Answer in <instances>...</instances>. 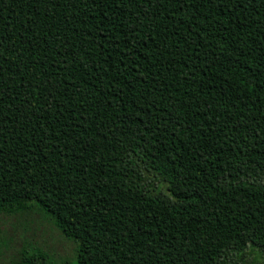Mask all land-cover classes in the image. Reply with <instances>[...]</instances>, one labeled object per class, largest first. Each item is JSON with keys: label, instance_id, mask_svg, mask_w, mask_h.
Wrapping results in <instances>:
<instances>
[{"label": "trees", "instance_id": "16d2710c", "mask_svg": "<svg viewBox=\"0 0 264 264\" xmlns=\"http://www.w3.org/2000/svg\"><path fill=\"white\" fill-rule=\"evenodd\" d=\"M30 211L79 264L262 263L264 0H0V212Z\"/></svg>", "mask_w": 264, "mask_h": 264}, {"label": "rangeland", "instance_id": "374dc122", "mask_svg": "<svg viewBox=\"0 0 264 264\" xmlns=\"http://www.w3.org/2000/svg\"><path fill=\"white\" fill-rule=\"evenodd\" d=\"M76 247V243L65 237L43 213L0 212V263L7 264L28 251L46 253V264H79ZM251 260L246 264H252ZM260 264H264V260Z\"/></svg>", "mask_w": 264, "mask_h": 264}]
</instances>
